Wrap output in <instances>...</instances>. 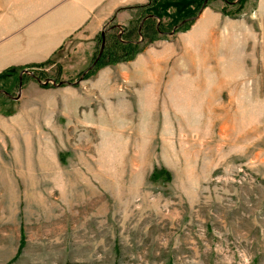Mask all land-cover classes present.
Listing matches in <instances>:
<instances>
[{
    "label": "rangeland",
    "instance_id": "1",
    "mask_svg": "<svg viewBox=\"0 0 264 264\" xmlns=\"http://www.w3.org/2000/svg\"><path fill=\"white\" fill-rule=\"evenodd\" d=\"M154 1L136 53L89 70L110 23L0 85V264H264V0Z\"/></svg>",
    "mask_w": 264,
    "mask_h": 264
},
{
    "label": "crops",
    "instance_id": "2",
    "mask_svg": "<svg viewBox=\"0 0 264 264\" xmlns=\"http://www.w3.org/2000/svg\"><path fill=\"white\" fill-rule=\"evenodd\" d=\"M150 2L153 0H0V85L19 81L20 76L14 77L11 70L41 66L52 60L72 37L87 41L86 57H92L96 40L106 25L115 20L113 24L121 31L128 29L132 15L138 14L136 9L132 14L129 10ZM154 3L157 10L172 16L183 14L184 8H194L190 0ZM210 10H205L201 21L209 20L206 12ZM32 84L36 81L29 80L25 87L32 88Z\"/></svg>",
    "mask_w": 264,
    "mask_h": 264
},
{
    "label": "trees",
    "instance_id": "3",
    "mask_svg": "<svg viewBox=\"0 0 264 264\" xmlns=\"http://www.w3.org/2000/svg\"><path fill=\"white\" fill-rule=\"evenodd\" d=\"M193 3H195L197 0H191ZM199 9L197 10V12H194V13H191L189 17H191V19H194L197 17L198 13H200V11L204 8V6H207L205 5V1L206 0H199ZM211 1H214V0H208V3L211 2ZM225 2V4L227 6H229L230 4H232V2L234 0H223ZM240 1V0H239ZM242 1V0H241ZM153 6V3L150 2L148 5L146 6H140V7H137V11L139 12H142L139 16V21L137 24H139V26L136 28H132L131 29H126L124 31H120V29H118L116 27V25H114L112 23V25L110 26V28L106 29L105 33V41H106V45H105V49H104V53L101 57V59L99 60L98 64L97 65H110V64H115L117 62V57H116V53L113 49V51H109L107 50V46H108V39L110 41H114L113 43V46L111 47H114L116 48L119 47L121 49H124L123 52L126 51V49H129V48H132L134 53H136L138 51V48L140 47V43L143 41H136V40H133L131 39V34L134 32L135 34H137L139 37L145 39V38H148V39H152V37L148 36L146 33H149V34H159L161 33L162 35H166L168 34V30H165V28H163V25H162V21L160 20V18L158 17L157 14H152V11H151V7ZM159 20V22H158ZM130 27V26H129ZM139 31H140V34H139ZM171 31V30H170ZM120 32H122L120 34ZM112 33H114L113 36H110L112 35ZM118 33L120 35H118ZM120 36V38H119ZM101 37V38H100ZM99 42L102 43V35L100 34L99 36ZM109 41V42H110ZM101 45V44H100ZM133 51L131 50L130 52L128 53H133ZM127 53V54H128ZM99 54V52H98ZM98 54L96 56H98ZM105 54H108V60L107 61H104V55ZM125 54L124 56L127 57L128 55ZM96 56L94 57V61L96 60ZM47 64H51V60L48 61L46 64H43L40 67V69H42L43 66L47 65ZM35 67H38V66H35ZM42 77V76H41ZM35 78L36 79H39L40 77L35 75ZM163 175V171H159L157 172V174L155 176L159 177Z\"/></svg>",
    "mask_w": 264,
    "mask_h": 264
},
{
    "label": "water",
    "instance_id": "4",
    "mask_svg": "<svg viewBox=\"0 0 264 264\" xmlns=\"http://www.w3.org/2000/svg\"><path fill=\"white\" fill-rule=\"evenodd\" d=\"M207 2H208V0L206 1V4H207ZM118 29H120V27H117ZM102 44H101V50H100V52H99V55H98V57H97V59L95 60V62L93 63V65L89 68V70H92L96 65H97V63L99 62V60H100V58H101V56H102V54H103V52H104V49H105V31H102ZM120 38V37H119ZM83 78V77H82ZM21 84H22V76L19 78V88H20V86H21ZM62 86V83L61 84H59L57 87H61Z\"/></svg>",
    "mask_w": 264,
    "mask_h": 264
},
{
    "label": "flooded vegetation",
    "instance_id": "5",
    "mask_svg": "<svg viewBox=\"0 0 264 264\" xmlns=\"http://www.w3.org/2000/svg\"><path fill=\"white\" fill-rule=\"evenodd\" d=\"M120 31H121V30H120ZM121 33H122V32H120V34H121ZM120 34H119V35H120ZM119 37H120V36H119Z\"/></svg>",
    "mask_w": 264,
    "mask_h": 264
}]
</instances>
